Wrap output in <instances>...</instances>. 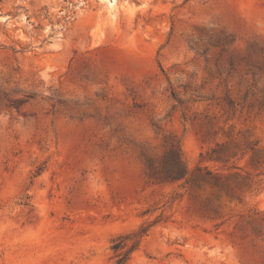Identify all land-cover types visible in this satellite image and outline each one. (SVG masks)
I'll use <instances>...</instances> for the list:
<instances>
[{
    "label": "rangeland",
    "instance_id": "rangeland-1",
    "mask_svg": "<svg viewBox=\"0 0 264 264\" xmlns=\"http://www.w3.org/2000/svg\"><path fill=\"white\" fill-rule=\"evenodd\" d=\"M264 264V0H0V264Z\"/></svg>",
    "mask_w": 264,
    "mask_h": 264
},
{
    "label": "trees",
    "instance_id": "trees-1",
    "mask_svg": "<svg viewBox=\"0 0 264 264\" xmlns=\"http://www.w3.org/2000/svg\"><path fill=\"white\" fill-rule=\"evenodd\" d=\"M126 260H127V258H126V256H124L122 259H120V260L118 261L117 264H124Z\"/></svg>",
    "mask_w": 264,
    "mask_h": 264
}]
</instances>
